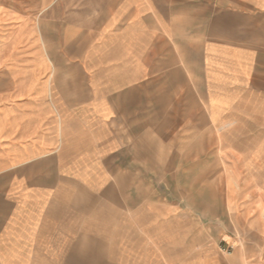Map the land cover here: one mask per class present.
I'll use <instances>...</instances> for the list:
<instances>
[{"label": "crops", "instance_id": "0c3cea01", "mask_svg": "<svg viewBox=\"0 0 264 264\" xmlns=\"http://www.w3.org/2000/svg\"><path fill=\"white\" fill-rule=\"evenodd\" d=\"M148 80L198 81L264 192V0H0V264H213L208 202L135 189Z\"/></svg>", "mask_w": 264, "mask_h": 264}, {"label": "rangeland", "instance_id": "374dc122", "mask_svg": "<svg viewBox=\"0 0 264 264\" xmlns=\"http://www.w3.org/2000/svg\"><path fill=\"white\" fill-rule=\"evenodd\" d=\"M179 82L173 98L174 104L179 102L176 111L167 95L170 81H147L149 88L164 92L165 109L148 112L145 144L124 145L145 158L135 166L142 172L133 177L135 189L146 190L149 199L208 202L213 264H251L263 259L264 192L243 170L238 154L243 145L223 139L212 126L198 81ZM189 90L195 95L187 96Z\"/></svg>", "mask_w": 264, "mask_h": 264}]
</instances>
